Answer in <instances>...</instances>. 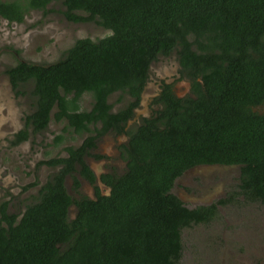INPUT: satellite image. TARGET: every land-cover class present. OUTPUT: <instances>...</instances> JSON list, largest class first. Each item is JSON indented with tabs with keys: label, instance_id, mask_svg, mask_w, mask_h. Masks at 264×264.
<instances>
[{
	"label": "trees",
	"instance_id": "trees-1",
	"mask_svg": "<svg viewBox=\"0 0 264 264\" xmlns=\"http://www.w3.org/2000/svg\"><path fill=\"white\" fill-rule=\"evenodd\" d=\"M52 3L68 22L95 21L110 34L77 39L55 63L17 60L5 72L13 92L31 82L35 99L11 146L44 131L53 110L54 122L89 135L41 162L58 171L19 220L0 203V264H177L181 231L217 216L215 205L188 209L170 192L201 166H239V194L264 204V0H10L0 1V18L21 23ZM172 52L194 97L163 84L155 117L125 131L150 64ZM115 92L132 101L113 113ZM84 93L88 111L79 109ZM108 131L128 137L125 173L100 177L107 193L72 199L65 178L75 190V173L94 182L83 157Z\"/></svg>",
	"mask_w": 264,
	"mask_h": 264
},
{
	"label": "rangeland",
	"instance_id": "rangeland-1",
	"mask_svg": "<svg viewBox=\"0 0 264 264\" xmlns=\"http://www.w3.org/2000/svg\"><path fill=\"white\" fill-rule=\"evenodd\" d=\"M63 11L60 3H52L44 11H30L20 24H10L0 18V203L7 202V212L16 214L17 220L25 208L38 199L41 186L58 171V167L42 165L41 162L65 157L66 147L79 146L89 135H76L64 120L54 122L53 110L44 131L30 133L28 139L17 146L8 144L12 135L24 127V118L32 112L35 99L31 82L13 92L6 70L17 60L34 64L55 63L77 39L97 41L110 34L95 21L68 22ZM173 68L178 71L175 52L168 58L158 56L150 64L144 100L128 122L129 130H134L157 110L153 99L161 82L169 79L171 82L175 74ZM174 92L184 96V85L180 83L177 87L175 83ZM130 101L120 92L108 97L113 113L126 107ZM92 102L91 96L84 93L78 102L79 109L90 110ZM259 110L264 112V105ZM56 136H61L62 140L56 142ZM123 137L108 134L95 141V149L90 152L87 163L92 166L97 186L102 187L98 178L105 171L118 175L124 169V156L117 153L119 145L125 142L126 137ZM95 154H104L109 159L97 160L91 156ZM74 176L77 178V173ZM77 179L79 188L75 190L71 177L65 178L67 194L74 200L83 196L94 198L93 186ZM239 179L237 167L219 166L197 167L175 180L170 192L186 208L217 207L213 221L181 231L182 255L177 264H264V205L244 200L239 194ZM74 215L75 207L71 206L69 219Z\"/></svg>",
	"mask_w": 264,
	"mask_h": 264
},
{
	"label": "flooded vegetation",
	"instance_id": "flooded-vegetation-1",
	"mask_svg": "<svg viewBox=\"0 0 264 264\" xmlns=\"http://www.w3.org/2000/svg\"><path fill=\"white\" fill-rule=\"evenodd\" d=\"M31 11H33V10H31ZM30 12V11H29ZM28 12V13H29ZM27 13V14H28ZM27 14L24 16V18L27 16ZM1 19H3V18H1ZM3 20H5V19H3ZM24 20V19H23ZM6 22H8L7 20H5ZM23 22V21H22ZM21 22V23H22ZM9 23V22H8ZM12 23H15V22H12ZM12 23H10V24H12ZM15 24H20V23H15ZM169 56H167V57H164V58H168ZM21 61V60H20ZM178 62V61H177ZM150 68V67H149ZM174 69V71H175V74H174V77H171V82H170V79L169 80H164L163 82H161L160 83V87L158 88V92L155 94L156 96H155V98L153 99V102L155 103V105H157V110H159L160 109V103H158V98H159V96H160V92H161V89H162V86H163V84H165V85H168V86H170V89H171V91L173 92V94L177 97V98H179V99H183V98H185V97H187V96H190V97H194L193 96V94H192V92H191V86H190V82L184 77V76H181L180 74H179V69H180V67H179V65H178V71L175 69V68H173ZM148 72H149V70H148ZM8 78V77H7ZM181 79L180 81L181 82H178V81H175L176 79ZM148 80H149V73H148V77H147V80H146V83H145V86H144V88H143V90H142V92H141V94H140V99H139V102H138V105L133 109V115L134 114H136V108L139 106V104H140V102L142 101V100H144L143 99V92H144V90H145V88H146V86H147V84H148ZM173 80V81H172ZM8 82H9V80H8ZM177 84V87H178V85L180 84V83H182L183 85H184V88H185V91H186V93H185V95L184 96H180V95H176V93L174 92V84ZM9 85H10V83H9ZM26 85V84H25ZM10 88H11V86H10ZM126 95V94H125ZM129 97V96H128ZM130 98V97H129ZM130 100L132 101V99L130 98ZM130 101V102H131ZM129 102V103H130ZM128 103V104H129ZM127 104V105H128ZM157 110L152 114V116H150L149 118H145L144 120H149L151 117H155V113L157 112ZM133 115H132V117H133ZM131 117V118H132ZM131 118L127 121V124H128V122L131 120ZM143 120V121H144ZM143 121L139 124V125H141L142 123H143ZM127 124H126V127L124 128V130L125 131H127V130H129L128 128H127ZM138 125V126H139ZM137 127V126H136ZM17 132V131H16ZM108 134H114V135H117V136H124V137H126V139H125V142L120 146L119 145V147H118V149L119 150H117V153H119V155L121 156V153H122V157L124 156V169L121 171V173H119L118 175H115L113 172H107V171H105L104 173H102L100 176H99V181H100V184L102 185V187H99V186H97L96 185V179L97 178H95L96 176H95V174H94V172H93V169H92V166L90 165V164H88L87 163V159L89 158V155H90V152L92 151V150H94L95 149V146H96V143H95V146H94V148H92V149H90L89 151H88V153L87 154H85L84 155V157H83V159H84V162L86 163V165L88 166V168L90 169V171L92 172V174L94 175V182L93 183H90L88 180H86L85 178H83V177H81L80 175H78L77 174V178H79V179H81V180H83V181H85V182H87L88 184H90L91 186H93V191H94V197H95V193H96V191L98 190V192L100 193V194H103V193H107V190H108V187L106 186V185H104L102 182H101V180H100V177L102 176V175H111V176H120V175H122V174H124L125 173V171H126V168H127V163H126V160H125V150H126V148L128 147V137L125 135V133H121V134H118V133H116V132H114V131H108L106 134H104V135H102V136H100V137H103V136H106V135H108ZM13 136V135H12ZM100 137H98V138H100ZM123 137V138H124ZM97 138V139H98ZM96 139V140H97ZM12 140V137L8 140V144H9V141H11ZM95 140V141H96ZM10 145V144H9ZM11 146V145H10ZM91 156H93V157H95L97 160H107V159H109L107 156H105L104 154H95V155H91ZM237 167L238 168V170H239V176H240V167L239 166H224V165H210V166H201V167H205V168H214V167ZM77 169H78V167H77ZM188 172V171H187ZM186 173V172H185ZM184 174V173H183ZM182 174V175H183ZM181 175V176H182ZM240 184V183H239ZM79 188V187H78ZM92 199H94V198H92ZM255 203V202H254ZM183 204V203H182ZM261 204V203H260ZM184 205V204H183ZM264 205V204H263Z\"/></svg>",
	"mask_w": 264,
	"mask_h": 264
},
{
	"label": "water",
	"instance_id": "water-1",
	"mask_svg": "<svg viewBox=\"0 0 264 264\" xmlns=\"http://www.w3.org/2000/svg\"><path fill=\"white\" fill-rule=\"evenodd\" d=\"M98 180H99V178H98Z\"/></svg>",
	"mask_w": 264,
	"mask_h": 264
}]
</instances>
